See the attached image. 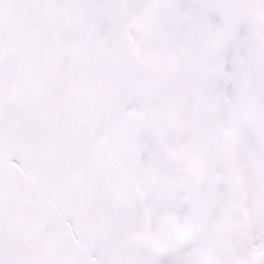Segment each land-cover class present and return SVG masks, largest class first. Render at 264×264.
<instances>
[{
    "label": "snow or ice",
    "instance_id": "6c2138e0",
    "mask_svg": "<svg viewBox=\"0 0 264 264\" xmlns=\"http://www.w3.org/2000/svg\"><path fill=\"white\" fill-rule=\"evenodd\" d=\"M0 264H264V0H0Z\"/></svg>",
    "mask_w": 264,
    "mask_h": 264
}]
</instances>
